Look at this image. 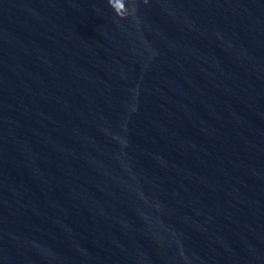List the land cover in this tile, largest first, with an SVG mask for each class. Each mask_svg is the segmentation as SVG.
Listing matches in <instances>:
<instances>
[{"label":"water","instance_id":"1","mask_svg":"<svg viewBox=\"0 0 264 264\" xmlns=\"http://www.w3.org/2000/svg\"><path fill=\"white\" fill-rule=\"evenodd\" d=\"M0 264H264V0H0Z\"/></svg>","mask_w":264,"mask_h":264}]
</instances>
